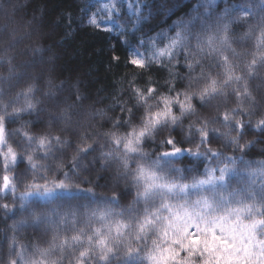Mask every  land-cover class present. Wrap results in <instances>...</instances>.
I'll use <instances>...</instances> for the list:
<instances>
[{"label": "snow or ice", "instance_id": "1", "mask_svg": "<svg viewBox=\"0 0 264 264\" xmlns=\"http://www.w3.org/2000/svg\"><path fill=\"white\" fill-rule=\"evenodd\" d=\"M97 3L81 22L123 37L130 75L127 99L106 107L86 104L79 81L53 83L57 57L45 60L43 47L17 63L22 37L0 26V264H264V148L251 155L264 143V0H196L135 45L153 8L145 15L142 0H128L122 18L123 0ZM175 7L163 0L155 14ZM153 67L168 72L166 91L151 75L138 84ZM177 79L187 80L180 90ZM25 114L44 127L29 130Z\"/></svg>", "mask_w": 264, "mask_h": 264}, {"label": "trees", "instance_id": "2", "mask_svg": "<svg viewBox=\"0 0 264 264\" xmlns=\"http://www.w3.org/2000/svg\"><path fill=\"white\" fill-rule=\"evenodd\" d=\"M127 2L128 0H123L122 18H126ZM162 2L163 0H142L145 15L148 14L149 6H151L153 8V16L141 24V31L137 32L135 36L129 37L133 45L136 42L135 38L141 34L155 35L156 32L168 28L173 21L187 14L192 5L196 3V0H168L169 6L176 5L174 14L170 17H166L163 14H155V6ZM230 2H239V0H230ZM86 3L99 6L97 0H0V6L4 11L12 9V12H14L9 24V31L17 29V34V32L23 31L24 27L25 29L29 28L26 26V22L33 21V18H35V22L31 27L34 28L39 25L40 28L39 34L41 38L37 39V36L32 32H30V35L22 37L17 48L13 50V54L17 58L16 62L20 63L27 59V51L34 47L40 46L49 49L51 54L47 53V56L54 55L57 57L54 60V71L50 74L53 83L58 84L61 80H64L66 81L65 88H71L72 85L79 81L81 92L89 97V101L86 104L95 101V107H106L113 102L114 95L123 96L127 99L128 79L130 78L129 68L124 63L127 57V45L123 43V37L116 32L108 33L95 30L88 26L86 22H81V8ZM15 4L19 6L15 8ZM223 6V3H221L220 7ZM95 10L96 7L91 8V11ZM4 18L5 15L0 11V23L4 22ZM243 30L240 27L235 28L237 37ZM3 47L4 41L0 40V49H3ZM114 54L121 57L119 64L111 61V56ZM4 71V68H0V74L4 73ZM36 71H39V68ZM177 71L180 76L186 75L182 58ZM148 75L153 77L154 83L161 86V91L167 90L165 81L169 77L165 69L153 67L150 72L137 77L138 84L143 86ZM186 83L187 80L177 79L175 81L176 89H182ZM40 87H44L43 80H41ZM37 95L39 96L40 93L38 92ZM43 106L41 105V107ZM109 115H112V113H109ZM115 115H120L118 107L115 109ZM28 120L34 122V126L29 127V130L33 132H38L44 127L42 122L36 121L35 115L25 114L23 121ZM21 122H10L8 124L9 132L20 127ZM110 126V123L105 124L102 130H106ZM56 130L55 128L53 129V131ZM254 138H256L254 134H249L244 139ZM259 138L264 141V136ZM11 139L13 143H20L19 137L14 136ZM152 147L151 142L146 145L148 150H151ZM213 147H220V144H214ZM261 148H264V143L257 144L251 155L259 158V149ZM68 154L71 155V151ZM189 163L190 161L188 160L184 161L185 165ZM24 167L25 164L21 162L17 171L23 170ZM101 175H104L105 179H100L98 183L104 185L108 177L103 173ZM89 178L96 180V173H93ZM121 187H123V184H121ZM96 191L98 194L111 195V185L109 188L98 187ZM3 202L5 201H0V203ZM7 202H10V198ZM122 203H127V201H122ZM11 223V220L7 221V224ZM6 226L3 216L0 214V236L3 235V230ZM33 239L31 232L25 237L26 242H31Z\"/></svg>", "mask_w": 264, "mask_h": 264}, {"label": "rangeland", "instance_id": "3", "mask_svg": "<svg viewBox=\"0 0 264 264\" xmlns=\"http://www.w3.org/2000/svg\"><path fill=\"white\" fill-rule=\"evenodd\" d=\"M18 6L19 5H17V4L14 5L15 8L18 7ZM21 6H23V4H21ZM0 11L5 15L4 22L0 23V26H3L4 24H8V26H9V24L11 23V20H12V15H10L11 13H13L12 9L9 10V11H4L3 8L0 6ZM34 22L35 21L33 20V23ZM26 26L29 27V28L25 29V27H24L23 31H21L19 33L17 32V36L18 37L26 36V33L32 32V33L35 34V36H37V39L41 38V36L39 34V29H40L39 25L33 28V27H31L32 25L30 26L29 23L26 22ZM15 30L18 31L17 29H15ZM46 50H49V49H46ZM47 53L51 54V51L49 50V51L46 52V56H44L45 60H47V58H48ZM27 55H28L27 59H30L32 57L31 50L27 51ZM27 59H25V60H27Z\"/></svg>", "mask_w": 264, "mask_h": 264}]
</instances>
